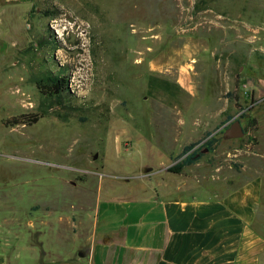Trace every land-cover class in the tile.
I'll use <instances>...</instances> for the list:
<instances>
[{
	"label": "rangeland",
	"instance_id": "1",
	"mask_svg": "<svg viewBox=\"0 0 264 264\" xmlns=\"http://www.w3.org/2000/svg\"><path fill=\"white\" fill-rule=\"evenodd\" d=\"M191 141L207 150L173 182L264 177V0H32L0 56V246L35 232L43 196L161 189Z\"/></svg>",
	"mask_w": 264,
	"mask_h": 264
},
{
	"label": "crops",
	"instance_id": "2",
	"mask_svg": "<svg viewBox=\"0 0 264 264\" xmlns=\"http://www.w3.org/2000/svg\"><path fill=\"white\" fill-rule=\"evenodd\" d=\"M31 4L0 0V56L25 31ZM168 172L144 196L41 197L27 220L35 232L2 243L0 264H264L261 174L209 187Z\"/></svg>",
	"mask_w": 264,
	"mask_h": 264
},
{
	"label": "trees",
	"instance_id": "3",
	"mask_svg": "<svg viewBox=\"0 0 264 264\" xmlns=\"http://www.w3.org/2000/svg\"><path fill=\"white\" fill-rule=\"evenodd\" d=\"M61 78L58 77V75L50 74L42 79H39L37 82L40 84L42 88H45V90H48V92L51 95H59L63 91V85L61 82ZM38 120V114L32 115V118L27 119L28 122H35ZM15 123L21 122V119L18 117L15 120ZM24 121V122H27ZM209 134V132H207ZM216 137L211 136L210 138L206 139L207 144H211L213 140H215ZM198 141H191L189 143H186L183 145L182 150L177 155L179 158L174 164L169 166V169L175 172H180L182 167L186 164L193 163L197 161L201 154V144L196 145Z\"/></svg>",
	"mask_w": 264,
	"mask_h": 264
},
{
	"label": "water",
	"instance_id": "4",
	"mask_svg": "<svg viewBox=\"0 0 264 264\" xmlns=\"http://www.w3.org/2000/svg\"><path fill=\"white\" fill-rule=\"evenodd\" d=\"M244 133L242 124L240 119L236 118L234 119L229 126H227L224 129V136L225 137H232V136H238V135H242ZM207 148H203L202 151H206Z\"/></svg>",
	"mask_w": 264,
	"mask_h": 264
}]
</instances>
